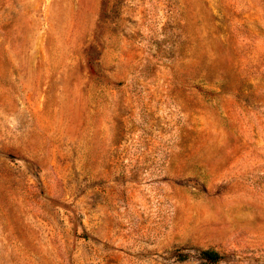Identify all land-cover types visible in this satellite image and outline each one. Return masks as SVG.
Segmentation results:
<instances>
[{"label": "rangeland", "instance_id": "374dc122", "mask_svg": "<svg viewBox=\"0 0 264 264\" xmlns=\"http://www.w3.org/2000/svg\"><path fill=\"white\" fill-rule=\"evenodd\" d=\"M0 264H264V0H0Z\"/></svg>", "mask_w": 264, "mask_h": 264}, {"label": "trees", "instance_id": "16d2710c", "mask_svg": "<svg viewBox=\"0 0 264 264\" xmlns=\"http://www.w3.org/2000/svg\"><path fill=\"white\" fill-rule=\"evenodd\" d=\"M200 254L205 261L210 263H216L221 258V255L217 251L211 249L203 250L200 252Z\"/></svg>", "mask_w": 264, "mask_h": 264}]
</instances>
